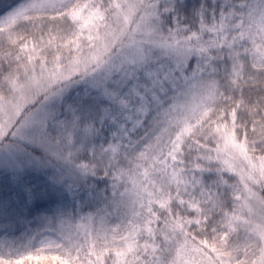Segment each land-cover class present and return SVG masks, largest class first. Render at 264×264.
<instances>
[{
	"label": "snow or ice",
	"instance_id": "1",
	"mask_svg": "<svg viewBox=\"0 0 264 264\" xmlns=\"http://www.w3.org/2000/svg\"><path fill=\"white\" fill-rule=\"evenodd\" d=\"M0 264H264V0H0Z\"/></svg>",
	"mask_w": 264,
	"mask_h": 264
}]
</instances>
